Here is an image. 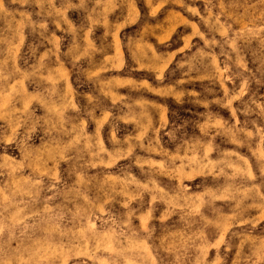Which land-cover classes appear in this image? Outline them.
<instances>
[{"label":"clouds","instance_id":"1","mask_svg":"<svg viewBox=\"0 0 264 264\" xmlns=\"http://www.w3.org/2000/svg\"><path fill=\"white\" fill-rule=\"evenodd\" d=\"M0 264H264V0H0Z\"/></svg>","mask_w":264,"mask_h":264}]
</instances>
